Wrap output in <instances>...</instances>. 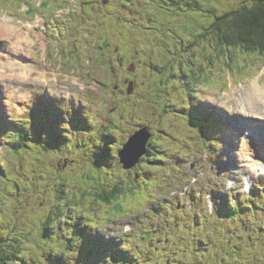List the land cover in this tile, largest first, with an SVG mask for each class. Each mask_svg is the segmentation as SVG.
Returning <instances> with one entry per match:
<instances>
[{
	"label": "rangeland",
	"instance_id": "374dc122",
	"mask_svg": "<svg viewBox=\"0 0 264 264\" xmlns=\"http://www.w3.org/2000/svg\"><path fill=\"white\" fill-rule=\"evenodd\" d=\"M101 1L104 0H98L97 3ZM137 1L109 0L108 6L100 11L96 0H30L29 4L22 3L24 0H0V18L5 16L15 18V23L23 27L30 22H40L32 31L37 45L23 52L24 63L20 61L18 65V75L21 78L18 83L11 84L10 88L13 90L5 94V97H9L10 103L6 105L1 103L0 92V129L4 128V123L18 126L20 120H23L22 129L17 135L12 133L10 126L1 130L0 135V240L9 238L8 242L12 246L18 245L15 239L24 242L27 256V262L24 264H44L38 258L39 252L44 247L45 251L51 249L46 247V239L39 238L41 236L39 231L42 219L46 218L45 214L55 209V202H58L64 184L68 193L79 196L78 199L86 189L92 191V188L96 187L93 188L95 193L98 187L102 190L100 184L114 185L119 178L124 182L132 181L133 184L135 174L129 175L112 151L109 152L111 158L107 161L102 150L85 147V143L88 141L92 144L95 137L92 136L88 140L86 133H94V129H99L98 132L101 133L99 126L93 127L95 124L93 121L91 125V118L101 125V116L98 114H101V111L107 114L112 107L118 110L117 117L121 115L122 125L126 131H134L148 123L152 127H158L161 135H165L166 131L163 130L165 128L176 136L184 134L188 139L187 144L192 136L199 135V132H194L189 127L188 120H181L178 112L165 113L164 105L167 102L181 109L184 107L188 109V98H192L191 102L196 105V109H201L203 113L201 118L204 120V117L214 116L218 128L213 132L208 125L205 126L207 143L204 147V143L199 139L197 143L191 141L192 146L196 144L198 150L196 152L193 150L184 155L177 148L175 152L168 151L169 156L163 164H169L172 161L171 157L178 158L187 177L168 180L167 198L181 196L188 189L189 192L198 193L212 191L216 195L214 185L218 179L223 180L221 187L223 196L220 202L229 200L234 204L238 198L244 200L249 198V194L244 192L246 189L243 182L256 176L245 165L239 141L242 129L251 124L239 120L233 114L244 104L243 98L255 83L264 84V58L258 55L250 56L242 63L240 60L235 62L232 57L231 65L227 66L226 59L219 58L216 54L218 49L210 48L209 42L202 44L209 48L207 50L209 54L204 53L202 47L196 46L194 57L186 48L200 36L199 21L196 18L210 6L205 4L202 11L198 9L188 11L186 2L178 6L173 4L172 0ZM120 2H127L132 7L135 4L140 5L132 13V23L128 21L129 14L123 12L124 7ZM208 2L220 10H229L246 3L251 4L253 0ZM93 4L96 8H93ZM199 5L204 6V2ZM92 8L94 13L91 12ZM116 8L123 14H119L118 17L111 15ZM30 9L31 13L26 16ZM218 12L220 13L219 10ZM206 16L207 14L204 18L207 20ZM55 18H60L57 25ZM104 40L109 44L102 48ZM119 41L123 44L121 55L120 46L116 49V43ZM212 44L216 46L213 40ZM69 53L74 54V57L70 58ZM131 62H137L134 72V81L137 83L134 96L126 93L128 84L125 83L131 75L128 70ZM21 64L27 66V79H24L25 70ZM242 64L246 68L242 69ZM98 69L103 75L98 73ZM229 69H232L233 73ZM110 73H113L112 81L107 83ZM44 78H49L50 82H45ZM0 82L6 84L1 80ZM116 84H120L122 91H116ZM43 86H52L57 92L56 100L62 99L66 103V108L60 109L63 106L59 105L58 108L53 102V115L48 118L41 112L45 107H41V111L36 107L39 105L36 101L37 94L45 90ZM68 100L73 102L72 105ZM152 101H156L157 104ZM17 103L23 106L24 112L17 110ZM74 105L85 109L88 115L85 121L79 122L73 117ZM32 109V114H28ZM242 109L247 111L246 107ZM166 116L169 117L165 118ZM190 116L194 118L196 113L190 110ZM76 123L82 128L90 125V130L79 134L78 125H74ZM125 133L126 137L119 138H127L130 133ZM2 136L16 141L24 137L23 146L12 152V144L11 147L9 143H4ZM105 136L106 134L102 135L103 138ZM116 136H112V140L117 143ZM262 142L263 139L254 144V149L264 157ZM159 144L168 147L167 139L160 140ZM155 147L157 150L162 148ZM164 152L167 154V150H162L161 154ZM233 153H236L237 157H234ZM191 159L195 161L189 164L188 160ZM217 161L220 163L217 164ZM147 164L149 163L146 162ZM111 168L115 169L114 173ZM139 171H142V176L145 175L144 170L140 168ZM193 177L199 178V181L193 182ZM64 180H67V183H64ZM257 184L259 185V180ZM260 185L264 186L261 179ZM256 189L258 188L256 187L251 194L250 205L255 203L253 197ZM142 190L135 189L129 193L132 200L138 201L133 207H127L130 216L117 217L111 222H108L109 215L106 214L108 209L105 205L97 203L94 205V201L89 203L87 211L95 223L112 224L107 232L108 240L118 239L122 234L123 225L131 230V223L134 227L146 223L150 212L143 211L148 201L145 202L142 197ZM146 194L148 197L149 192ZM91 197L93 196L90 195L87 200H94ZM40 203L43 207L46 206V210L36 209ZM94 206L99 207L94 208L96 214L92 211ZM209 210H214V206H210ZM68 211L73 212V216H78L82 224L91 221L90 217L84 216L83 209L77 215L74 208L68 207L64 213L68 214ZM134 212H140L142 215L138 223L132 220ZM249 212V208L243 212L244 217H250L244 226L232 224V220L223 230L216 226L208 241H203V233L200 230L192 240L184 242L183 246L177 241L165 243L164 246L172 253V259L175 250H179L181 256L179 264H249L257 259H263L264 223L261 224L257 218H252L254 214H248ZM61 224L65 232L58 237H51L49 246L54 248L55 256L61 253L59 248L64 247L63 258L68 264L81 263L75 253L72 254L71 250L65 247L70 228L64 226L67 225L64 221ZM100 229H96L99 231L94 232V238L105 237L104 231ZM58 231L61 230L57 223L55 232ZM5 244L3 243L1 248L0 264L4 256H11V250ZM47 256L52 260L61 261L48 252ZM150 256L153 261L154 255ZM11 259L7 264L12 262Z\"/></svg>",
	"mask_w": 264,
	"mask_h": 264
},
{
	"label": "trees",
	"instance_id": "16d2710c",
	"mask_svg": "<svg viewBox=\"0 0 264 264\" xmlns=\"http://www.w3.org/2000/svg\"><path fill=\"white\" fill-rule=\"evenodd\" d=\"M170 1V0H167ZM173 4H177L180 6L182 2H186L188 4V11H195L198 9V11H202V9L205 7V4L210 6V8H206L205 12L202 14H199V16L196 18L198 22L199 27V34L200 36L192 41V44L190 47L186 48V51H189L194 54L195 47L200 46L202 47L204 53H208V49L205 45L202 46V44H206L207 42L211 43L210 48H217L216 54L219 58L224 57L227 62V66H230L232 61L230 58L234 57L235 62H239V60L243 63L245 58L257 55L259 57L264 58V0H253L251 4H244L242 6L232 8L229 10H220L216 5H210L208 0H172ZM98 2V0H96ZM204 2V6L199 5L200 3ZM99 4V3H98ZM134 10V9H133ZM220 11V13L218 12ZM207 14V20L204 18V15ZM209 37V38H208ZM209 40H208V39ZM207 39V40H205ZM212 40L215 41L216 46L212 44ZM200 42V43H198ZM104 45L107 46V41H104ZM209 54V53H208ZM211 55L209 56V61H211ZM195 57V56H194ZM240 58V59H239ZM242 69L246 68L243 67ZM134 67V66H132ZM99 70V69H98ZM93 72H97V70H93ZM100 73V71H98ZM185 76V75H184ZM186 77V76H185ZM177 79L176 77L174 78ZM171 81H168L170 83ZM166 111H168L166 109ZM119 126V122L116 120H111L109 123H106L104 130V133H106V139L101 137V134H99V129H96L95 137L92 140V144L90 142L85 143V147H89L91 149H98L102 150V147H100L105 142V147L102 153H104L105 157H107V161L111 158L109 156L110 150L113 152V146L114 144L111 142V136L114 132H116V128ZM110 137V138H107ZM24 138V137H23ZM22 138V140H23ZM90 138L88 137V140ZM97 140H100L99 143ZM22 142V141H21ZM18 144V147L21 146ZM97 144V145H96ZM101 144V145H100ZM153 149V150H152ZM148 157H143L142 161L138 163L136 168H131L130 172L135 174V180L124 182L123 179L119 178L117 182L114 185H108L102 186V190L99 189V187L96 189L97 192L93 193L94 189L96 187L92 188V191H88L87 189L83 191V193L80 195L81 198L77 195H71L68 193L66 189V185L64 184L63 192L60 195L58 202L56 203L55 209L51 210L50 213L48 212L45 214L46 218L44 217L42 219L41 228L39 231V235H41L39 238L45 240L46 247L51 250H41L39 252V260L40 262L44 264H68V262H65V259L63 258L65 256V249L61 246L59 250L61 253L57 256H55L54 248L52 249L49 245L51 244V237L59 236L62 232H65V229L62 228V221H65V223H70L69 218H74L73 212L68 211L69 213H64L65 210H68L69 208H74L76 210V215L80 213L81 209H83V213L85 216V211L88 210V204L92 201H94V205L100 204L105 205L107 209L114 210L117 209L118 213L110 212V216H118V214H124L126 212H129L127 210V207H133L134 204H136L138 201L132 200L130 197V192L135 189L142 190L143 188V196L145 200L150 199L151 197H154L155 194L157 196L161 195L162 193H158V188L154 186L152 179L158 178L153 177L154 169L156 166H160L162 161H160V158L158 159L159 162H157L154 157L158 150L155 147L154 142L151 143V148L148 151ZM71 154V153H69ZM153 158V159H152ZM156 158V157H155ZM74 160V159H72ZM75 161V160H74ZM100 162V161H99ZM146 162L149 164L146 165ZM75 165V164H74ZM148 166H152L151 169L148 168ZM142 169L145 171L146 178H141V172L139 169ZM112 173L115 172L114 168H111ZM123 178V177H122ZM64 183H67V180H64ZM101 190V191H100ZM146 192H149V196L147 197ZM93 193V194H92ZM91 197L94 200H87V198ZM257 198H262L264 196V193L261 190L256 191ZM46 198V197H44ZM89 201V202H88ZM86 203V205H85ZM36 206V204H35ZM115 206V207H114ZM99 209L98 206H94ZM92 207V208H94ZM256 207L258 209H262L263 203H256ZM37 210H46V206L43 207V204L40 203L39 206H36ZM166 209H169L168 206L161 207V206H155L154 211L151 212L150 220H151V227L149 229L147 227L142 228V232L139 231L137 234H133V237L136 239L137 242H133V244H125L124 248L121 249L119 253L116 251L115 242L108 244L107 242H103V244L100 246L106 247L107 249H101L98 251V243L93 239V236L91 235V231H89L90 224L92 226H96L98 223H93L94 218L91 217V223L85 222V224H82L78 217H75L73 219L72 223L74 225V229L70 230L67 235H69V239L66 242L65 247L69 248L71 250L72 254L81 252L85 255L87 260L90 262L89 264H97L98 261L102 260L101 253H103L105 256H107L109 259L107 262L109 264H135L139 263L142 264V257L146 260V264H179L181 261V256L179 254V250H175L174 258L172 259V253L165 248L164 244L172 241H177L179 243H182L185 239H190V227L187 224L188 218H186V225L182 224L178 226L177 223H172L170 225H167L168 217ZM95 210V209H94ZM178 211L179 216L175 218V221L179 219L181 221L183 212L182 209H176ZM239 208L235 207L232 210H230L227 206L222 208L218 211L219 214L227 215L228 218H235L236 215L239 214ZM75 212V211H74ZM96 214V212H94ZM48 214V215H47ZM98 215V214H97ZM95 215V217L97 216ZM187 216V215H186ZM67 218L66 220L64 218ZM98 218V216H97ZM184 218V219H185ZM22 219V218H21ZM185 222V221H183ZM59 224L60 230L57 233L55 232L56 224ZM189 230H188V229ZM91 229V228H90ZM9 238H1L0 240V252L1 248L3 247V243H6L5 245L8 246V248L11 250V256H4L2 258L1 264H7L11 259L10 264H24L27 262V256H26V247L24 246V242L22 243L18 239H15L18 245L12 246L8 242ZM65 242V241H64ZM10 244V245H9ZM135 245V246H134ZM15 248V249H13ZM154 248V249H153ZM153 249V252L151 253V250ZM78 251V252H77ZM47 252L52 254L55 258H60L61 261H57V259H50L49 256H47ZM113 253L116 257L115 260H112L109 254ZM150 254L154 255V259L152 261V258ZM18 258L19 260H17ZM21 259V260H20ZM51 263H50V261ZM264 264V262H262Z\"/></svg>",
	"mask_w": 264,
	"mask_h": 264
},
{
	"label": "bare ground",
	"instance_id": "6f19581e",
	"mask_svg": "<svg viewBox=\"0 0 264 264\" xmlns=\"http://www.w3.org/2000/svg\"><path fill=\"white\" fill-rule=\"evenodd\" d=\"M15 21V18H10L8 16L0 18V47L2 49L4 48L3 53L0 54V80L6 83L4 85L2 82H0V92L2 93V100H0L4 105L10 103L8 101L9 97H5L6 93L10 92V90H13V88H10V85L18 83L21 78L18 75V65L20 61L24 63L23 52L37 45V43L31 39V36H33L32 30L35 26H37V23L27 24L26 28H20V25L15 23ZM21 65L25 70L24 79H27V66L24 64ZM32 72L34 73V71ZM243 102L244 104L240 106L237 112L233 115L244 122H252L254 125L258 126V129L263 130L262 133L264 135V84L255 83V86L253 88L251 87V90L246 93V96L243 98ZM9 106H11V104H9ZM243 107H246L247 111L242 109ZM57 113L62 114V112ZM5 124L6 123H4V125ZM253 129L256 137H258L260 132H257L256 128ZM17 134L18 133H16V135ZM257 142L259 141L255 140V143ZM240 146L245 148V145L242 144V135ZM233 156L237 157L236 153H233ZM7 158H9V155ZM3 163L6 164V162ZM85 216L90 218L92 217V215L89 213H87ZM105 224L106 223L99 224L98 222L99 228L102 227L100 231L103 230L104 234L107 233V225ZM80 257L86 258L83 253H81Z\"/></svg>",
	"mask_w": 264,
	"mask_h": 264
},
{
	"label": "water",
	"instance_id": "95a60500",
	"mask_svg": "<svg viewBox=\"0 0 264 264\" xmlns=\"http://www.w3.org/2000/svg\"><path fill=\"white\" fill-rule=\"evenodd\" d=\"M151 137L148 128H144L134 135L121 151L122 161L128 169L133 168L147 152V144Z\"/></svg>",
	"mask_w": 264,
	"mask_h": 264
},
{
	"label": "clouds",
	"instance_id": "9594fccd",
	"mask_svg": "<svg viewBox=\"0 0 264 264\" xmlns=\"http://www.w3.org/2000/svg\"><path fill=\"white\" fill-rule=\"evenodd\" d=\"M254 176L264 177V165H257L256 168L250 169ZM247 187V185H246Z\"/></svg>",
	"mask_w": 264,
	"mask_h": 264
}]
</instances>
